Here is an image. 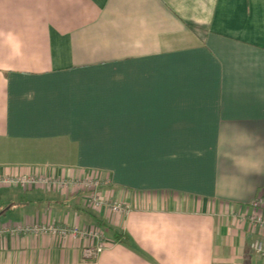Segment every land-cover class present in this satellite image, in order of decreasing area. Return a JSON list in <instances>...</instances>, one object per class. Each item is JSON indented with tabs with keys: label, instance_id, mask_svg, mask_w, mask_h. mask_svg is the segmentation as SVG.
Wrapping results in <instances>:
<instances>
[{
	"label": "crops",
	"instance_id": "crops-1",
	"mask_svg": "<svg viewBox=\"0 0 264 264\" xmlns=\"http://www.w3.org/2000/svg\"><path fill=\"white\" fill-rule=\"evenodd\" d=\"M102 178L127 213L0 186V264H264V0H0V176ZM264 211V204L262 205ZM124 233L123 237L114 233Z\"/></svg>",
	"mask_w": 264,
	"mask_h": 264
},
{
	"label": "built area",
	"instance_id": "built-area-1",
	"mask_svg": "<svg viewBox=\"0 0 264 264\" xmlns=\"http://www.w3.org/2000/svg\"><path fill=\"white\" fill-rule=\"evenodd\" d=\"M38 182H45L48 184L55 183L60 187H70L75 192H81L82 202L86 208L94 211H101L108 209L113 213L125 214L129 211V206L121 201L110 200L102 195L100 186L102 178L99 174H89V176L80 177L77 179H42L40 176L34 175H11L0 176L1 185H21L33 184ZM264 204L263 198H257L252 202L253 211L248 216L251 224L259 229L264 230V211L262 205ZM19 233H33V234H49L58 237L71 236L73 238L85 239L88 243L83 247L82 254L86 260H93L105 248L109 246V242L103 239V234L99 228L96 227H80V226H67L49 223L45 225L33 224H8L0 226V236L2 235H17ZM253 251L259 255H264V238L257 237L252 244Z\"/></svg>",
	"mask_w": 264,
	"mask_h": 264
},
{
	"label": "trees",
	"instance_id": "trees-1",
	"mask_svg": "<svg viewBox=\"0 0 264 264\" xmlns=\"http://www.w3.org/2000/svg\"><path fill=\"white\" fill-rule=\"evenodd\" d=\"M114 235H118L119 237H123L122 240L125 241V242L127 243V240H128V239H127V236H126L124 233H119V234H118L117 232H115Z\"/></svg>",
	"mask_w": 264,
	"mask_h": 264
},
{
	"label": "rangeland",
	"instance_id": "rangeland-1",
	"mask_svg": "<svg viewBox=\"0 0 264 264\" xmlns=\"http://www.w3.org/2000/svg\"><path fill=\"white\" fill-rule=\"evenodd\" d=\"M3 219H4V217H1V218H0V221H2ZM252 244H253V242H252Z\"/></svg>",
	"mask_w": 264,
	"mask_h": 264
},
{
	"label": "water",
	"instance_id": "water-1",
	"mask_svg": "<svg viewBox=\"0 0 264 264\" xmlns=\"http://www.w3.org/2000/svg\"><path fill=\"white\" fill-rule=\"evenodd\" d=\"M2 212H0V214H1Z\"/></svg>",
	"mask_w": 264,
	"mask_h": 264
}]
</instances>
